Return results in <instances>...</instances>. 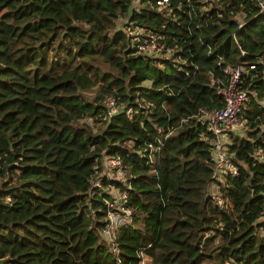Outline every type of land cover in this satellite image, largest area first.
Here are the masks:
<instances>
[{
    "label": "trees",
    "instance_id": "obj_1",
    "mask_svg": "<svg viewBox=\"0 0 264 264\" xmlns=\"http://www.w3.org/2000/svg\"><path fill=\"white\" fill-rule=\"evenodd\" d=\"M167 1L0 0V264H264V0ZM148 33L171 51L138 52ZM238 62L231 175L198 114Z\"/></svg>",
    "mask_w": 264,
    "mask_h": 264
},
{
    "label": "built area",
    "instance_id": "obj_2",
    "mask_svg": "<svg viewBox=\"0 0 264 264\" xmlns=\"http://www.w3.org/2000/svg\"><path fill=\"white\" fill-rule=\"evenodd\" d=\"M138 1V0H134ZM167 0H155L154 8L157 11H163L167 9ZM137 2H135L136 4ZM258 7L261 9L262 4L258 2ZM239 27V26H238ZM143 34V30H137L132 33L136 37L138 42L140 35ZM136 50L140 53L148 55H156L163 53L167 55L171 49L165 48L158 42L155 35L148 33L142 42L136 44ZM244 53L240 51V57H243ZM220 59H218L217 65H219ZM248 69H253L254 66L250 65ZM245 66L241 63L235 65H223L221 68L222 78L218 81L210 80L211 84L217 86V94L220 96L223 106L218 110L211 111H199L198 121L210 134L211 145V160L214 162L216 170L221 172H228L231 175H235V168L229 164L228 158L225 156V142L231 132L242 130L246 127V120L240 113L241 107L246 102L247 94L245 91L238 87L240 77L244 74ZM104 104L108 109V112L112 114L114 112L113 100L106 98ZM119 163L117 160L112 159L108 162V169L115 170ZM98 180V179H97ZM91 184V187H98V181ZM116 195V194H115ZM112 195L111 200L106 202L107 214L105 219V226L103 228L104 238L106 239L110 251L116 255L115 248L113 246V238L111 237V231L118 225L127 222L131 216V210L125 207V200L123 196ZM264 214V206H263ZM137 264H149L150 259L139 252L137 255Z\"/></svg>",
    "mask_w": 264,
    "mask_h": 264
},
{
    "label": "rangeland",
    "instance_id": "obj_3",
    "mask_svg": "<svg viewBox=\"0 0 264 264\" xmlns=\"http://www.w3.org/2000/svg\"><path fill=\"white\" fill-rule=\"evenodd\" d=\"M110 193L113 194V195L116 194V192L114 190H111Z\"/></svg>",
    "mask_w": 264,
    "mask_h": 264
}]
</instances>
